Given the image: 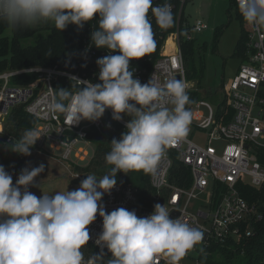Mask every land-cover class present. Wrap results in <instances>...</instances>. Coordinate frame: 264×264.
Listing matches in <instances>:
<instances>
[{
	"label": "clouds",
	"instance_id": "obj_1",
	"mask_svg": "<svg viewBox=\"0 0 264 264\" xmlns=\"http://www.w3.org/2000/svg\"><path fill=\"white\" fill-rule=\"evenodd\" d=\"M236 3L244 22L264 32V0ZM172 7L168 0L157 6L153 0H0V23L11 30L49 25L60 32L69 25L82 30L95 20L84 56L93 46L108 50L96 60L99 82L70 76L69 88L54 89L48 110L62 114L69 126L99 121L109 109L116 121L128 117L125 131L105 153L109 170L102 176L87 174L75 190L45 193L37 181L43 163L21 169L15 182L0 164V264H155L161 256L165 264H180L203 240L199 227L171 218L166 204L156 203L150 215L141 217L124 207L108 212L102 203L117 185L118 173H155L166 150L189 135L193 101L185 82L171 77L161 83L153 75L142 83L130 70L132 60L156 46L149 12L166 29L174 24ZM41 137L38 127L25 128L3 149L30 156ZM30 187L40 188L42 196ZM97 214L103 221L95 241L100 252L86 257L89 225Z\"/></svg>",
	"mask_w": 264,
	"mask_h": 264
},
{
	"label": "built area",
	"instance_id": "obj_2",
	"mask_svg": "<svg viewBox=\"0 0 264 264\" xmlns=\"http://www.w3.org/2000/svg\"><path fill=\"white\" fill-rule=\"evenodd\" d=\"M188 1L168 0L173 6L174 24L166 29L159 27L149 12L156 46L148 55L130 63V70H134L142 83H147L153 75L161 83L175 77L185 82L190 95L192 85L187 79L183 45L193 41V35L204 32L208 26L202 20L192 26L188 23L184 13ZM163 3L164 0H153V6ZM231 7L240 15L236 0H231ZM95 24L94 20L91 30L83 37L72 66H35L0 74L2 128L11 109L24 106L42 134L36 143L37 149L46 152L48 148L51 157L69 164L70 168L83 167L81 163L88 165L92 160H88L87 152L88 148L94 147L91 131L98 134L113 132L118 124L124 132L128 120L126 116L123 121L114 120L109 109L99 121L83 120L69 126L62 114L48 110L54 89L69 88L70 76L99 82L96 60L108 55V50L93 46L84 56ZM247 32L246 61L235 76L223 84L224 101L216 110L202 100L188 105L192 113L189 135L180 144L168 148L155 173L150 174L152 193L141 196L132 186L117 182L111 194L103 197L102 203L108 212L120 207L130 211L138 207L137 215L145 217L153 212L156 203H160L166 204L171 218L180 217L191 226L199 227L204 233L198 244L200 256L193 258L189 251L180 264H205L204 258L214 244H238L252 237L254 224L261 219L256 208L237 190L239 184L255 189L264 187V166L259 161L260 151H264V32L256 31L249 24ZM27 74L36 75L31 85L12 83L14 78ZM176 164L184 170H177ZM202 193L207 194V201L202 209L193 212L192 201ZM102 224V218L97 214V219L89 225L87 248L100 252L95 241L102 232ZM193 250L199 252L196 247ZM90 254L85 251L86 257ZM165 261L166 258L161 256L155 264H165Z\"/></svg>",
	"mask_w": 264,
	"mask_h": 264
},
{
	"label": "trees",
	"instance_id": "obj_3",
	"mask_svg": "<svg viewBox=\"0 0 264 264\" xmlns=\"http://www.w3.org/2000/svg\"><path fill=\"white\" fill-rule=\"evenodd\" d=\"M231 3V0H230ZM92 22L85 24L82 30H78L75 25H69L63 32L58 31L53 26H43L35 29L11 30L5 24L0 23V74L7 71H16L25 68L42 66H58L67 68L72 66L77 59V53L82 47L83 37L91 30ZM46 31L44 35L42 32ZM219 32L216 31L215 39ZM36 37L34 44L25 45L24 42ZM247 33H242L236 45L235 56L240 57L242 62L246 61ZM194 41L186 42L183 45V53L193 57ZM201 49V48H199ZM51 52V56L48 53ZM192 74H190V80ZM36 80V75L27 74L14 78L12 83L19 86L31 85ZM190 99L194 102L201 100L198 90L190 93ZM192 104V103H191ZM36 125V120L29 116L24 106L11 109L8 113L3 128L0 125V164L16 177L23 169V160L29 156L17 155L12 152H5L3 145L10 139H17L25 128ZM121 127L115 124L113 132L98 134L91 131L90 136L94 143L95 154L88 165L83 167L73 166L72 171L81 177L87 174L97 176L104 175L109 170V165L104 160L105 153L110 150V142L113 138L121 136ZM37 149L36 145L31 153ZM259 161L264 166V151H260ZM177 170L182 172L183 167L175 165ZM150 174L143 171L118 173L117 182L123 185H130L137 189L141 196L152 193L149 186ZM183 186V184H179ZM240 196L250 205H253L261 217L254 224L253 236L241 240L238 244L229 243L221 246L214 244L204 258L205 264H264V187L260 189L252 188L248 185H237ZM97 252L95 249H91Z\"/></svg>",
	"mask_w": 264,
	"mask_h": 264
},
{
	"label": "rangeland",
	"instance_id": "obj_4",
	"mask_svg": "<svg viewBox=\"0 0 264 264\" xmlns=\"http://www.w3.org/2000/svg\"><path fill=\"white\" fill-rule=\"evenodd\" d=\"M184 13L191 26L197 20L204 21L208 26L204 32L193 35L195 43L193 57L183 54L187 79L192 85L191 92L198 90L201 100L209 103L216 110L224 101L223 84L235 76L243 63L241 58L234 54L242 33H248V24L244 22L241 15L233 11L230 0H189ZM216 31L219 32L217 39H215ZM42 33L47 34L46 31ZM36 37L24 44H34ZM190 74H192L191 80ZM207 112L205 108L204 113L207 114ZM87 152L88 160H91L95 154V147L88 148ZM51 155L52 152L48 148H46V152L36 150L23 160V168L36 167L41 163L45 165V171L37 178V181L40 182L47 194L77 189L79 185L72 183L77 175L72 171L70 165L54 159ZM86 163H81V166H85ZM29 190L37 197L43 194L38 187H30ZM206 201L207 194L198 195V198L194 199L191 204L193 212L202 209ZM196 249L199 252L191 250L189 255L197 259L200 256V245H197ZM83 251L94 250L86 247Z\"/></svg>",
	"mask_w": 264,
	"mask_h": 264
},
{
	"label": "water",
	"instance_id": "obj_5",
	"mask_svg": "<svg viewBox=\"0 0 264 264\" xmlns=\"http://www.w3.org/2000/svg\"><path fill=\"white\" fill-rule=\"evenodd\" d=\"M86 176H87V175H84V176L79 177V178H75V179L72 181V183H73V184H78V185H80L81 180L85 179ZM132 210L138 212V211H139V208H138V207H135V208H132Z\"/></svg>",
	"mask_w": 264,
	"mask_h": 264
}]
</instances>
